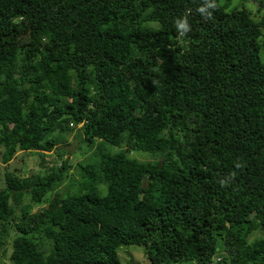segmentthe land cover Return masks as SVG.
<instances>
[{
    "label": "trees",
    "instance_id": "trees-1",
    "mask_svg": "<svg viewBox=\"0 0 264 264\" xmlns=\"http://www.w3.org/2000/svg\"><path fill=\"white\" fill-rule=\"evenodd\" d=\"M250 1L0 0V162L75 131L100 141L65 194L66 162L5 169L0 260L11 242L12 264H122L128 246L151 264H264V0Z\"/></svg>",
    "mask_w": 264,
    "mask_h": 264
},
{
    "label": "rangeland",
    "instance_id": "rangeland-1",
    "mask_svg": "<svg viewBox=\"0 0 264 264\" xmlns=\"http://www.w3.org/2000/svg\"><path fill=\"white\" fill-rule=\"evenodd\" d=\"M228 1V0H227ZM231 9L239 7V8H253L256 9V4L251 2L250 0H231ZM262 59L264 60V51L261 54ZM68 145L66 147L62 146L57 148L53 152H49L46 154L39 153L36 151H32L29 153L25 152H18L14 160L11 162L9 166L4 165L0 162V186H5V182L3 181L5 169L8 168L12 171L19 170L20 173L24 177H27L31 174L37 173H45L47 171L46 167H50L53 170L58 171L61 169L64 162H66L68 169L69 177L63 183V185L58 189L59 192L65 194L69 190L68 186L72 180L80 181L81 177L79 176L80 171L78 168V164L86 163L90 160L94 159V152L97 146L100 144V141H97L96 147L94 150H89L86 142L84 143L83 136L80 132L75 131L70 133L68 136ZM106 150L108 152H116L118 149L116 147L106 145ZM131 158H137L141 161H148L151 160L149 154L144 152L133 151L130 153ZM42 163L44 166H42ZM163 164V162L161 163ZM48 199L50 196H47ZM45 206H36L33 209V212H37L41 210ZM259 234H255L250 239L255 240L259 238ZM9 250L6 256H2L0 260L1 264H12L10 262V253H11V242L8 244L7 247ZM118 256L122 264H151L150 260L146 257L145 248L141 246H128L122 247L118 249ZM177 264H196L193 261H184Z\"/></svg>",
    "mask_w": 264,
    "mask_h": 264
},
{
    "label": "clouds",
    "instance_id": "clouds-1",
    "mask_svg": "<svg viewBox=\"0 0 264 264\" xmlns=\"http://www.w3.org/2000/svg\"><path fill=\"white\" fill-rule=\"evenodd\" d=\"M200 11L202 12L203 9H201ZM179 27L183 28V30H184L183 34L186 33L187 31H189V26H188L186 20L184 21L183 24L179 25Z\"/></svg>",
    "mask_w": 264,
    "mask_h": 264
}]
</instances>
